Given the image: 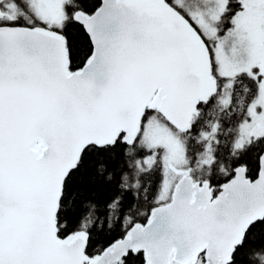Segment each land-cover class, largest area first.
<instances>
[{"label":"snow or ice","instance_id":"6c2138e0","mask_svg":"<svg viewBox=\"0 0 264 264\" xmlns=\"http://www.w3.org/2000/svg\"><path fill=\"white\" fill-rule=\"evenodd\" d=\"M0 264H264V0H0Z\"/></svg>","mask_w":264,"mask_h":264}]
</instances>
